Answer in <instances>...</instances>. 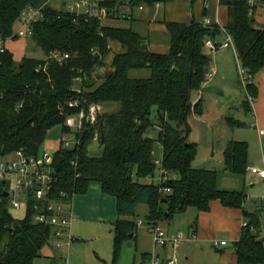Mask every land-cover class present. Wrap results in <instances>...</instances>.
<instances>
[{
	"label": "trees",
	"instance_id": "1",
	"mask_svg": "<svg viewBox=\"0 0 264 264\" xmlns=\"http://www.w3.org/2000/svg\"><path fill=\"white\" fill-rule=\"evenodd\" d=\"M127 1L134 7L169 0H103V4L113 10ZM221 2L228 7L225 29L234 41L241 66L254 79L264 69V27L257 26L252 13L257 5L251 0ZM68 4V0H61L59 6L46 3L43 17L32 24L29 37L43 51V57L25 54L17 59L7 47L0 53V157L12 156L23 148L26 156L38 158L54 126L73 132L66 119L79 108L70 107L69 101L86 98V107L95 102L103 110L94 125L86 123L90 132L84 139L78 134V145L67 148L60 142L52 163L58 180L50 196L58 199L66 192L71 202L95 180L117 198L121 218L114 228L112 264L118 261L123 242L137 226L125 216L134 213L140 202L150 206L149 222L172 217L189 207L207 210L212 200L219 199L225 206L242 208L244 217L258 224L262 210L250 212L245 207L244 191L219 188L218 170L193 166L198 146L189 141V118L202 112V99L195 101V95L207 80L211 64L206 41L214 40L218 28L201 21L172 22L170 50L155 52L132 26L77 16L68 10ZM31 5L32 0H0L4 38H19L14 36L16 26L23 10ZM53 50L70 56L59 61L49 56ZM144 68L151 70L149 76L130 74V70ZM79 74L84 76L81 93L73 89ZM255 85H247L248 92ZM114 103L119 104L118 109H109ZM96 132L102 149L99 155L89 152ZM157 143L162 146V166L168 178L144 182L160 169L155 161ZM247 153V142L229 141L225 169L245 174ZM161 187L170 191L163 192ZM4 191L8 190L0 180V264H33L52 239V227L36 220L46 203L29 191L26 215L17 219L9 211L11 198ZM235 252L240 264H264V237L243 229Z\"/></svg>",
	"mask_w": 264,
	"mask_h": 264
},
{
	"label": "crops",
	"instance_id": "2",
	"mask_svg": "<svg viewBox=\"0 0 264 264\" xmlns=\"http://www.w3.org/2000/svg\"><path fill=\"white\" fill-rule=\"evenodd\" d=\"M48 2H54V0H32V4L35 6H42ZM251 2L257 5L252 11L257 26L264 27V3L257 0H251ZM120 8L124 12H130V8L126 6ZM132 14L134 17L131 20L124 17L108 18L104 20V23L122 27L132 26L144 37L146 44L155 52L167 53L170 50L172 36L169 24L172 22L201 21L205 26L218 28L213 40L218 47L213 49L206 43V47L214 50L216 55L213 62L211 60L212 63L205 83L210 80L213 81L217 76H219L218 84L228 82L233 85L235 79H237L235 61L240 64L239 68L241 63L233 39V45L223 46L229 35L225 29L228 23V7L222 4L221 0H169L154 5L145 4L144 9L134 7ZM207 20H210V23H207ZM15 39L14 37L7 38L5 44L17 59H21L25 55V39L19 42L21 48L18 50L13 48V45L17 44V41L13 42ZM8 43L10 44L8 45ZM254 80L255 88L250 90L253 93V100H245L243 107H235V110L240 111L239 114L233 113V104L230 102L224 103L222 107L219 104L216 105L214 112L217 114L213 112L209 117L206 113L196 114L198 118L200 117L197 120L207 124L213 137H216H214L216 140L214 139V143L210 147L211 153L207 160L219 159L224 167L223 170H216L219 172L224 171L232 179L241 180L239 183H242L244 188L238 190L247 194L244 205L250 212L261 208L260 198L264 195V183L250 171L251 167L264 166V69L256 73ZM245 89L248 95V90L246 87ZM202 90L203 86L195 95V101L199 98L202 99ZM213 126L218 128L220 126L219 130L222 133L215 135ZM218 140H222L219 147L216 144ZM231 140L247 142V170L245 174H236L225 169V149ZM155 151L160 153L158 157L162 156V146L160 144H156ZM204 168L209 167L205 166ZM247 182L249 184L248 192L245 188ZM24 197L25 194H21L22 200L19 199L21 202L19 209L25 202L28 205V201ZM74 197L80 205L76 216H74L72 204ZM74 197L71 200L69 212L70 229L74 240L70 243L65 240L61 247H56L52 244L54 241L52 238L49 246L45 247L44 254L37 257L33 264H112L114 228L117 220L121 218L117 198L106 193L101 182L99 184L91 182L85 193L76 194ZM192 208L189 207L183 212L175 213L168 219L165 218L156 222L165 231L171 233L183 231L182 229L187 228V239L177 248L167 244L164 246L165 249L153 250L152 245L144 243L142 236L139 238L137 231H133L129 237L136 238V247H126L125 244H128L125 243L126 241L122 245V247L125 245L126 250H129V248L133 250L132 260L129 263H127V260L123 261L124 255L122 257L121 251L115 264H153L154 255L163 263L174 253H176L180 264H240L235 252V242L240 239L243 232L244 210L239 207L225 206L219 199L212 200L207 210L196 208L195 211H191ZM263 217L264 213L260 211L259 220L261 221ZM74 219L77 220V224L78 222L81 223L77 226L78 230L75 232L72 229ZM104 224L112 226V247L106 237H104L105 240H102L104 244L99 242L100 236L104 233V231L99 232V227L105 226ZM143 224L137 223V225ZM89 230L91 231L89 235L83 234L89 232ZM215 240H226L227 244L216 246L214 244ZM213 244L216 248L213 247ZM168 247L169 249H167ZM182 256H186L187 262H182Z\"/></svg>",
	"mask_w": 264,
	"mask_h": 264
},
{
	"label": "built area",
	"instance_id": "3",
	"mask_svg": "<svg viewBox=\"0 0 264 264\" xmlns=\"http://www.w3.org/2000/svg\"><path fill=\"white\" fill-rule=\"evenodd\" d=\"M159 4V2H157ZM43 6L31 5L23 10L19 25L14 32V36L23 38L30 36L33 33L32 24L37 21L39 18L43 17ZM126 6L130 8V12H124L120 7ZM118 9H110L108 6L103 4V0H73V2L68 4V10L72 13H75L77 16L85 15L87 17H96L99 20L103 21L108 18H119L124 17L128 20L133 19L134 15L132 10L134 7L139 9H144L145 4H140L138 6H132L127 1L121 5ZM207 23H210V20H207ZM6 38L3 37L1 33L0 26V53L4 52L6 49L5 44ZM206 43L213 49H216V45L211 39H208ZM233 45V41L230 35L228 39L223 43V46ZM50 57L55 58L59 61L68 58L70 55L67 52L61 50H53L49 54ZM242 81L247 87L249 84H254L255 80L252 79L247 70L244 67H240ZM83 73V72H82ZM83 74L75 77V82L73 89L77 93H81L84 80ZM86 77V76H85ZM249 100H253V96L248 92ZM87 101L86 98H75L69 101L70 107H78L79 110L72 115H69L66 119V124L68 127L73 129V132L76 135V141L72 142L65 138L61 139V143L64 147L72 148L78 145L81 142L79 133H83L86 123L94 125L97 120L100 112L103 109V106L100 103H91L86 107ZM99 138V133L96 132L93 137V141H97ZM53 154L48 151H44L42 158L40 156L28 157L25 155L23 148H20L12 156L0 157V180L7 182L11 181V185L14 192L22 191L25 194V199L27 200V193L31 191L34 197L40 201L46 203L45 210H42L36 215V220L45 224H48L52 227V238L54 241L53 245L56 247H61L63 245L62 240L66 238L68 243L74 240V237L71 233V219H70V208L71 202L67 201V193L62 192L60 198L55 199L50 195L52 191V185L55 181L58 180L55 169L52 165L53 163ZM156 164L159 166V182L166 180L167 170L162 166V158L157 157L155 160ZM250 171L261 179L264 183V166L263 167H251ZM151 179V176H149ZM161 191L169 192L170 188L161 187ZM261 202V212L264 213V195L260 198ZM11 203L14 207H20L21 202L18 198L13 197ZM143 224L142 221L138 222ZM243 229H250L253 233H256L259 237H264V217L259 221V223H252L249 218L244 217L242 221ZM149 232L154 236L156 244L166 246L171 244L174 248H177L181 243L186 239V233L183 231H178L175 233L167 232L164 228L157 224L156 222H149L147 224ZM195 237V235H194ZM214 244L216 246L227 244L226 240H215ZM153 264H180L177 259L176 253L168 257L163 263L155 255L153 257Z\"/></svg>",
	"mask_w": 264,
	"mask_h": 264
},
{
	"label": "rangeland",
	"instance_id": "4",
	"mask_svg": "<svg viewBox=\"0 0 264 264\" xmlns=\"http://www.w3.org/2000/svg\"><path fill=\"white\" fill-rule=\"evenodd\" d=\"M73 2V0H68V3ZM54 3L56 5L59 6V3H61V0H54ZM104 21V20H103ZM18 27V24L16 26V28ZM23 39H25V54L26 55H31V56H36V57H43L44 53L43 51L37 47L34 44V41L31 39V37L26 36L23 38H16L13 42L17 41V44L13 45V48L17 50L21 48V43H19L20 41H22ZM11 43V42H10ZM8 43V45L10 44ZM7 45V46H8ZM205 52L210 56L212 62L213 59L215 58V51L210 49V48H205ZM110 58H108L109 60ZM211 62V63H212ZM238 61H235V72L237 74V79H235V82L233 83V85L231 83H224V84H218V79L219 76H217L216 78L210 81H207L205 84H203V90H202V103L200 105V112L201 113H206L207 117H209L210 114H212L215 110V106L219 104L220 107H222V105L224 103H228L230 102L231 104H233V113H237L239 114V110L236 109L235 107H243V102L245 100L250 101L248 98V95L246 94V89L244 87V83L242 81V75H241V71L239 68ZM130 74L134 77H146L149 76L151 74V70L149 68H144V69H134V70H130ZM119 104L118 103H114L112 105H109L108 108L109 109H118ZM103 110V109H102ZM216 113V112H214ZM217 114V113H216ZM197 115L196 113H193L190 118H189V122H190V126H191V132L189 134V141L191 142H195L198 146V155L197 158H195V160L193 161V166L194 167H209V168H214V169H218V170H223L224 165H221V163L219 162V159L217 160V158L208 161L207 158L211 153V146L214 143V139L210 129L208 128L207 124L197 120ZM200 119V117L198 118ZM215 128V135H220V133H222L219 128L216 126H213V129ZM230 129V128H229ZM62 138H65L67 140H70L73 144V142L76 141V135L74 132H64L62 130V127L60 125L54 126L47 134V137L45 139V141L43 142L41 149H40V158H42L43 152L44 151H48L49 153H54L56 149H58V147L61 145L60 141ZM216 140V139H215ZM222 141V140H221ZM221 141H217L216 144L219 147ZM159 145V143H157ZM89 152L91 154H96L99 155L102 152V149L100 147V144L97 141H93L90 145H89ZM159 152L155 151V156L158 157L159 156ZM222 172V173H221ZM218 174V181L217 184L220 188H224V189H228V190H238V189H242L244 188V186L242 185V183H239V181L241 180H235L237 178H231L230 176H227L228 174H226L224 171H221ZM159 173L157 172L155 174L154 177H151V179H145L144 182H154V183H158L159 182ZM92 183H98V181H91ZM91 182L89 183V185L91 184ZM88 185V187H89ZM4 187L5 189H7L10 192V198L12 199L13 197L18 198L20 200H22L21 198V194H23L22 191H17L14 192L15 190H13L12 185H11V181L4 183ZM246 190L248 192L249 190V184L247 182L246 185ZM26 200V199H25ZM73 213L74 216H76L77 214V209L80 207L79 202L77 201L76 197H74L73 201ZM117 209V206H116ZM26 210H27V203L25 202L21 209H17L14 206H12V204H9V211L10 213L17 219H22L25 217L26 215ZM195 211L196 208L193 207L191 211ZM118 211V209H117ZM150 211V206L148 203L146 202H140L139 205L136 208V211L134 213H129L126 214V219L132 220L134 221L136 224L139 221L144 222L143 225H137L134 229V232L137 231V234H139V238L140 236H142L144 243H146L147 245H152L153 250L154 249H165L164 246L156 244L155 240H154V236L151 232H149L148 228H147V224L149 223L148 219H147V215ZM168 219V218H167ZM81 223L78 222L77 224V220L74 219L73 223H72V229L75 231H77V226L80 225ZM166 224V223H165ZM76 225V228H75ZM105 226L99 227V232H103L104 233L100 236L99 242H102V240H105L104 237L107 238L108 241H110L111 243V247H112V238H113V232L112 230V226H109L108 224H104ZM164 226V225H163ZM165 227V226H164ZM166 228V227H165ZM183 232H187V228L182 229ZM91 233V231L89 230V232L83 233V234H88ZM131 234V233H130ZM130 236V235H129ZM127 237L126 238V242L128 244L126 247H136V238L134 237ZM65 238L62 240L63 244L65 242ZM104 244V242H102ZM125 245L122 247L123 249L122 251V257H123V261L127 260V263H129V261L132 260V256H133V250L129 248V250L125 249ZM213 247L216 248V246L213 244ZM169 249V247L167 248ZM140 257H142L141 253H139ZM182 262H187L186 260V256H182ZM132 264V263H130Z\"/></svg>",
	"mask_w": 264,
	"mask_h": 264
},
{
	"label": "water",
	"instance_id": "5",
	"mask_svg": "<svg viewBox=\"0 0 264 264\" xmlns=\"http://www.w3.org/2000/svg\"><path fill=\"white\" fill-rule=\"evenodd\" d=\"M89 128H85L83 133H82V139H84L88 134H89ZM6 183V181H4ZM4 195L8 196L10 195L9 191H4Z\"/></svg>",
	"mask_w": 264,
	"mask_h": 264
}]
</instances>
